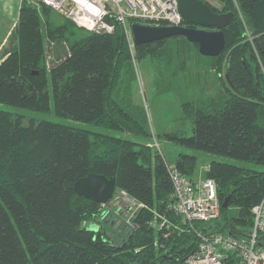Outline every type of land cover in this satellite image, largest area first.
Returning <instances> with one entry per match:
<instances>
[{
	"label": "trees",
	"instance_id": "obj_1",
	"mask_svg": "<svg viewBox=\"0 0 264 264\" xmlns=\"http://www.w3.org/2000/svg\"><path fill=\"white\" fill-rule=\"evenodd\" d=\"M203 1L215 12L233 13L216 56L201 54L199 44L185 35L140 45L132 41V48L112 14L105 19L114 32H96L43 0H21L17 23L0 50V102L50 111L51 86L57 115L141 139L0 109V264H189L199 232L246 240L252 207L264 196V170L211 161L204 178L216 181L220 214L190 224L172 208L168 166L191 179L196 156L181 152L169 161L150 145L161 138L264 164V0H219V7ZM182 25L195 27L185 20ZM196 54L208 57L222 88L182 103L188 125L156 135L145 114L130 112L114 97L132 59L151 56L184 72ZM89 173L116 179L115 194L106 203L75 191V182ZM121 191L141 205L130 224L123 221L129 229L120 237L112 235L118 207L111 210L108 204ZM258 243L264 246V232ZM225 264L241 259L228 253Z\"/></svg>",
	"mask_w": 264,
	"mask_h": 264
},
{
	"label": "rangeland",
	"instance_id": "obj_2",
	"mask_svg": "<svg viewBox=\"0 0 264 264\" xmlns=\"http://www.w3.org/2000/svg\"><path fill=\"white\" fill-rule=\"evenodd\" d=\"M206 1L216 7L220 6L219 0ZM20 2L21 0H0V50L7 42V37L17 23ZM129 36H132L131 27L129 28ZM131 41H133V36ZM131 46L132 48L134 47L132 42ZM206 59H208L207 56L199 57L196 54L184 72L176 64H174L175 66L173 68L158 58L151 56H147L139 61L132 59L131 63L129 65L127 64V67L122 72L119 85L120 92L119 94L117 92L114 93V97L130 112L136 113L141 117L145 114L149 129L156 135L181 128L183 125H188V121L183 120L182 117V103L185 100L203 96L204 94H214L222 88L221 81L217 78L215 72L209 68L210 64L209 62L207 63ZM48 61L50 65L53 64V59L49 58ZM50 106V111L43 112L0 102V109L13 113H22L27 119L33 118L35 120H50L63 124H71L90 131L109 133L135 141L141 139L125 131L114 130L57 115L53 110L51 86ZM155 140L159 148L167 155L169 161L181 152L196 156V164L191 176V179L195 182H198L204 177L207 165L213 160L223 161L245 168L264 170V164H258L227 155L190 149L176 143L167 142L161 138L158 140L154 139L153 142ZM125 201L126 199L123 196L116 194L108 204L111 210H115L118 207V211L115 212L117 216L114 218V221L117 220V226L113 228L112 235H115V233H118L119 236L124 235L129 227H123V221L130 224V217L138 207V204L125 205ZM93 227H96V225H93Z\"/></svg>",
	"mask_w": 264,
	"mask_h": 264
},
{
	"label": "built area",
	"instance_id": "obj_3",
	"mask_svg": "<svg viewBox=\"0 0 264 264\" xmlns=\"http://www.w3.org/2000/svg\"><path fill=\"white\" fill-rule=\"evenodd\" d=\"M55 10L72 19L79 26L91 31L114 32V25L106 21L112 14L119 20L129 36V19L154 25H182L183 17L178 0H43ZM132 42V41H131ZM161 150L156 140L150 144ZM168 170L173 182V210L188 223L210 221L218 218L220 202L217 184L212 178L195 182L183 175L175 165ZM126 204H137L126 192L121 191ZM141 204H138L140 206ZM135 212V211H134ZM133 212V213H134ZM253 226L245 241L229 233L199 232L197 249L187 259L189 264H225L228 253H236L241 264H264V246L258 243V234L264 232V196L252 207ZM165 224V220L161 225Z\"/></svg>",
	"mask_w": 264,
	"mask_h": 264
},
{
	"label": "water",
	"instance_id": "obj_4",
	"mask_svg": "<svg viewBox=\"0 0 264 264\" xmlns=\"http://www.w3.org/2000/svg\"><path fill=\"white\" fill-rule=\"evenodd\" d=\"M183 19L194 26L152 25L140 22L131 24L135 45L153 42L163 38L185 35L188 40L199 44V52L207 56L218 55L225 46L224 28L233 18L232 12H215L202 0H178ZM213 27V29H208ZM116 179L103 174L89 173L74 184L75 191L98 203H106L114 195Z\"/></svg>",
	"mask_w": 264,
	"mask_h": 264
},
{
	"label": "flooded vegetation",
	"instance_id": "obj_5",
	"mask_svg": "<svg viewBox=\"0 0 264 264\" xmlns=\"http://www.w3.org/2000/svg\"><path fill=\"white\" fill-rule=\"evenodd\" d=\"M195 27H200V26H195Z\"/></svg>",
	"mask_w": 264,
	"mask_h": 264
},
{
	"label": "bare ground",
	"instance_id": "obj_6",
	"mask_svg": "<svg viewBox=\"0 0 264 264\" xmlns=\"http://www.w3.org/2000/svg\"><path fill=\"white\" fill-rule=\"evenodd\" d=\"M53 8V7H52Z\"/></svg>",
	"mask_w": 264,
	"mask_h": 264
}]
</instances>
